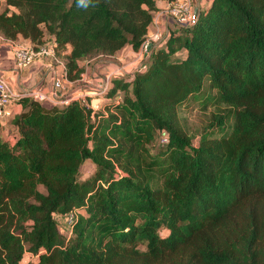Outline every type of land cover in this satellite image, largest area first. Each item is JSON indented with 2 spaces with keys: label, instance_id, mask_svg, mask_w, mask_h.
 <instances>
[{
  "label": "trees",
  "instance_id": "1",
  "mask_svg": "<svg viewBox=\"0 0 264 264\" xmlns=\"http://www.w3.org/2000/svg\"><path fill=\"white\" fill-rule=\"evenodd\" d=\"M162 1L0 0V36L55 41L76 81L140 50ZM111 82L0 126V264H264V0H205Z\"/></svg>",
  "mask_w": 264,
  "mask_h": 264
},
{
  "label": "built area",
  "instance_id": "2",
  "mask_svg": "<svg viewBox=\"0 0 264 264\" xmlns=\"http://www.w3.org/2000/svg\"><path fill=\"white\" fill-rule=\"evenodd\" d=\"M194 0H176L172 5H168L166 12L170 14L174 21L179 25H189L196 21L197 13L195 12ZM163 31L161 28L149 34L148 39L140 49L147 53L148 44L150 42H159ZM13 53L18 68H25L33 64L35 61L41 60L51 70L54 71V83L50 92L43 90L41 87H35L23 93H16L6 80L0 77V121L12 116L11 105L21 96H32L42 102L62 103L68 102L75 96L66 97L63 95L65 82H68L66 64L63 58L57 53V43L55 41H45L44 43L33 46L31 44L14 43ZM139 69V68H138ZM117 69L111 71L105 81L99 82V89L95 94L104 95V93L112 87V76L117 77L122 72ZM94 94V93H92ZM166 141V138H163Z\"/></svg>",
  "mask_w": 264,
  "mask_h": 264
},
{
  "label": "crops",
  "instance_id": "3",
  "mask_svg": "<svg viewBox=\"0 0 264 264\" xmlns=\"http://www.w3.org/2000/svg\"><path fill=\"white\" fill-rule=\"evenodd\" d=\"M205 0H194L195 8L198 9L200 5L203 4ZM168 3L160 2L159 10L154 14V25L150 30V33H153L154 27L161 28L162 31H169L171 27L174 25L173 17L166 12V8ZM14 43L20 44H31L28 39L18 38L17 40H8L4 37L0 36V77L8 82V84L15 90L16 93L20 94L35 87H41L43 90L50 92L53 88L54 83V71L51 70L45 63L41 60L35 61L28 67L18 68L15 61V56L13 53V45ZM131 46H126L124 49ZM122 49L121 52L124 50ZM70 51V47L66 52ZM135 52V50L132 49ZM137 53L141 52L140 50L136 51ZM147 56V55H146ZM121 54L118 58H122ZM83 64L84 71L82 72V79L86 81V73L89 69V66L85 63ZM115 67V66H114ZM113 69H116V67ZM119 68V67H117ZM69 82V81H68ZM67 82H65L66 85ZM97 90L93 89H85L80 90L75 93L73 96L77 98H81L87 96L91 93H95ZM63 95L69 97L70 94L68 91H63ZM12 116L5 118L0 121V126L4 135H10L13 133V127L11 126V119L20 112L21 105L16 101L11 105Z\"/></svg>",
  "mask_w": 264,
  "mask_h": 264
},
{
  "label": "rangeland",
  "instance_id": "4",
  "mask_svg": "<svg viewBox=\"0 0 264 264\" xmlns=\"http://www.w3.org/2000/svg\"><path fill=\"white\" fill-rule=\"evenodd\" d=\"M157 29V27H154L153 31ZM123 55L122 58H118L120 55ZM146 56L145 52H139L132 51L130 47L124 49L122 52L120 51L116 56L111 57H101L99 60H94L93 62L87 63L89 66V69L87 70L86 75V81H84L82 78L76 80V81H69L66 83L64 91H68L70 96L74 95L75 93L79 92L80 90L85 89H93L98 90L99 89V82L105 81L107 78V75L114 71L112 70V67H119L118 72H122V75L119 74V77H123L126 75H129L133 73L135 70L140 68L143 64V59ZM114 67V68H115ZM114 78V76H112ZM91 97L90 102L94 103L95 108H99L100 104L103 102L102 95L99 94H89ZM182 120H186V124H188L190 130H198L201 125L204 123L206 119L205 112H202L198 109V107H193L192 105L188 107H184V111H180ZM94 171V167L90 165L89 162L85 163V167L83 170L84 177L90 174ZM65 217H59L58 222L60 225V228H62L63 231H66L68 226L65 223ZM162 234H166V230H162ZM29 257H26L23 262L25 263Z\"/></svg>",
  "mask_w": 264,
  "mask_h": 264
},
{
  "label": "clouds",
  "instance_id": "5",
  "mask_svg": "<svg viewBox=\"0 0 264 264\" xmlns=\"http://www.w3.org/2000/svg\"><path fill=\"white\" fill-rule=\"evenodd\" d=\"M91 0H78V6L87 8Z\"/></svg>",
  "mask_w": 264,
  "mask_h": 264
},
{
  "label": "water",
  "instance_id": "6",
  "mask_svg": "<svg viewBox=\"0 0 264 264\" xmlns=\"http://www.w3.org/2000/svg\"><path fill=\"white\" fill-rule=\"evenodd\" d=\"M195 12L197 13V12H198V9H196ZM151 46H152V42H150V43L148 44V50L150 49ZM146 55H147V53H146Z\"/></svg>",
  "mask_w": 264,
  "mask_h": 264
}]
</instances>
